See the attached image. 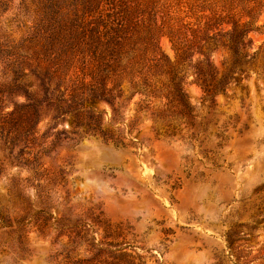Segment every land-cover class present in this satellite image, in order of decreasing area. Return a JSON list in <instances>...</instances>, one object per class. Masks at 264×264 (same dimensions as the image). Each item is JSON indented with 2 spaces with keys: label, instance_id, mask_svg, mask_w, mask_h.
Here are the masks:
<instances>
[{
  "label": "rangeland",
  "instance_id": "374dc122",
  "mask_svg": "<svg viewBox=\"0 0 264 264\" xmlns=\"http://www.w3.org/2000/svg\"><path fill=\"white\" fill-rule=\"evenodd\" d=\"M82 1L41 0L36 22L17 30L6 14L0 33L64 30ZM213 58L177 66L115 116L98 105L80 139L70 119L20 127L0 78V264H264V78L235 76L204 100L194 81L222 71Z\"/></svg>",
  "mask_w": 264,
  "mask_h": 264
},
{
  "label": "trees",
  "instance_id": "16d2710c",
  "mask_svg": "<svg viewBox=\"0 0 264 264\" xmlns=\"http://www.w3.org/2000/svg\"><path fill=\"white\" fill-rule=\"evenodd\" d=\"M40 2L0 0V19L10 14L2 24L18 30L25 17L36 22ZM42 30L22 34L17 42L15 30L0 33V78L9 81V115L20 127L70 119L72 135L80 139L87 133L81 131L84 119L101 122L95 117L98 105L115 116L136 95L152 97L165 75L172 73L175 82L177 66L195 56L197 66H213V57H221L222 71H201L194 81L204 100L225 94L235 76L259 68L264 78V0H83L68 28ZM253 36L263 41L251 53ZM163 39L173 62L161 49ZM26 69L39 81L41 96L29 92L34 82ZM17 97L25 103L12 104Z\"/></svg>",
  "mask_w": 264,
  "mask_h": 264
}]
</instances>
